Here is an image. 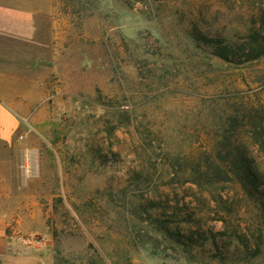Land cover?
<instances>
[{
	"label": "rangeland",
	"instance_id": "1",
	"mask_svg": "<svg viewBox=\"0 0 264 264\" xmlns=\"http://www.w3.org/2000/svg\"><path fill=\"white\" fill-rule=\"evenodd\" d=\"M54 1L48 46L35 50L44 97L21 121L19 166L5 185L29 219L20 234L29 255L264 264V186L254 197L238 184L201 191L161 172L211 148L229 105L264 106V57L229 65L197 40L242 47L264 29V0ZM243 142L264 175V153Z\"/></svg>",
	"mask_w": 264,
	"mask_h": 264
},
{
	"label": "crops",
	"instance_id": "2",
	"mask_svg": "<svg viewBox=\"0 0 264 264\" xmlns=\"http://www.w3.org/2000/svg\"><path fill=\"white\" fill-rule=\"evenodd\" d=\"M54 13V0H0V264H45V257L29 255L20 236L30 230L29 219L14 206L20 194L5 185L19 166L21 121L44 97L36 77L44 63L35 50L48 46Z\"/></svg>",
	"mask_w": 264,
	"mask_h": 264
},
{
	"label": "trees",
	"instance_id": "3",
	"mask_svg": "<svg viewBox=\"0 0 264 264\" xmlns=\"http://www.w3.org/2000/svg\"><path fill=\"white\" fill-rule=\"evenodd\" d=\"M197 40L212 47L213 56L229 65L240 66L264 57V29L252 32L245 45L238 48L220 39L205 37ZM197 40L196 44L199 43ZM125 121L129 122V119ZM243 139L264 153V106L229 105L216 131L212 132L211 148L196 151L188 157L175 156L162 165L161 172H166L176 183H190L201 191L215 190L223 184H238L249 197L262 195L264 175L255 169ZM162 228L167 240H179L167 227ZM198 239L190 237L189 240Z\"/></svg>",
	"mask_w": 264,
	"mask_h": 264
},
{
	"label": "bare ground",
	"instance_id": "4",
	"mask_svg": "<svg viewBox=\"0 0 264 264\" xmlns=\"http://www.w3.org/2000/svg\"><path fill=\"white\" fill-rule=\"evenodd\" d=\"M30 160H31V158H30V155L27 153L26 155H25V166H24V168H25V172L27 173V174H29L30 173Z\"/></svg>",
	"mask_w": 264,
	"mask_h": 264
}]
</instances>
